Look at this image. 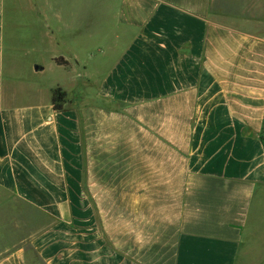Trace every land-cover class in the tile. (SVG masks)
Here are the masks:
<instances>
[{"label":"crops","instance_id":"1","mask_svg":"<svg viewBox=\"0 0 264 264\" xmlns=\"http://www.w3.org/2000/svg\"><path fill=\"white\" fill-rule=\"evenodd\" d=\"M89 1L0 0V264H264V0Z\"/></svg>","mask_w":264,"mask_h":264},{"label":"rangeland","instance_id":"2","mask_svg":"<svg viewBox=\"0 0 264 264\" xmlns=\"http://www.w3.org/2000/svg\"><path fill=\"white\" fill-rule=\"evenodd\" d=\"M9 3V2H8ZM99 9H100V4L97 2V0H90L89 4H88V12H89V19H90V26H92V28L94 26H97V22H98V16H99ZM14 9H13V5L10 4V10H9V14L8 16V22H9V33H8V39H7V46H11L14 45L16 46V41L13 42L12 40V34H13V29L15 28V26H13V21H15V14H14ZM14 18V19H13ZM27 26V25H26ZM34 42L33 40L24 42V45H27V49L26 52H29V49L31 48V46H33ZM10 48H9V53H10ZM51 51V48H49V46H41L40 48L35 51H31L30 53L27 54L26 52H18L17 54H13L12 56H14V61L17 63V67L20 68L21 66H23L26 62V65H30L33 64L37 65V66H44V71L43 74H48L50 72V68L51 66L53 67L54 65L52 63H50L49 61H47L46 57L48 55V52ZM9 55V54H8ZM11 53H10V57L12 58ZM9 58V56H7ZM43 68V67H42ZM58 81L60 83H63L64 85H66V88L69 89L70 86H68L67 81L62 80L63 78H57ZM21 90L23 89L22 87H20ZM170 180V185H169V194L168 195H154V196H141L142 200L145 199V197L148 198V201L150 202V206L151 207H156L159 206V210L161 209V207L163 208V212L164 213H171L175 207L178 204V197L179 195H177L176 193L179 192V189L177 190V185H174L175 183ZM90 197V202H92L94 204V207L96 209V206L99 205V203H104L106 205H109L110 208L108 210V217L111 218L112 216V203L114 201V198H118V196H114V195H91ZM121 203H128V195H121ZM140 197V196H139ZM163 202V203H162ZM107 210V209H106ZM40 222H41V228L43 229L44 227H46L49 223V218L44 215L41 214V218H40Z\"/></svg>","mask_w":264,"mask_h":264},{"label":"trees","instance_id":"3","mask_svg":"<svg viewBox=\"0 0 264 264\" xmlns=\"http://www.w3.org/2000/svg\"><path fill=\"white\" fill-rule=\"evenodd\" d=\"M54 63L58 66H68V62L61 57L53 59ZM66 100V93L61 88L57 87L52 91V107L54 111H60L63 109V105Z\"/></svg>","mask_w":264,"mask_h":264},{"label":"water","instance_id":"4","mask_svg":"<svg viewBox=\"0 0 264 264\" xmlns=\"http://www.w3.org/2000/svg\"><path fill=\"white\" fill-rule=\"evenodd\" d=\"M41 69H42V67H40V66H37V65L34 66V70H36V71H39Z\"/></svg>","mask_w":264,"mask_h":264}]
</instances>
